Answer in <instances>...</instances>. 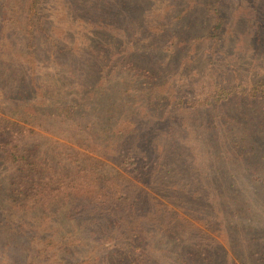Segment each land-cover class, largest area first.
Masks as SVG:
<instances>
[{
  "label": "trees",
  "instance_id": "1",
  "mask_svg": "<svg viewBox=\"0 0 264 264\" xmlns=\"http://www.w3.org/2000/svg\"><path fill=\"white\" fill-rule=\"evenodd\" d=\"M40 2L1 1L0 103L17 100L31 111L0 114V156L16 172L18 194L34 192L30 201L58 203L63 220L86 221L78 231L96 245L75 257L82 242L55 238L46 220L53 212L44 218L47 234L34 235L43 246L23 264H264V66L247 74L228 62L213 66L222 50L219 17L208 34H190L193 25L172 17L170 5L121 26L66 6L83 34L74 42L66 31L55 36ZM204 41L203 61L194 44L200 51ZM11 70L13 93L4 84ZM69 81L86 90L85 101L61 94ZM9 94L24 99L8 103ZM86 100L104 106L106 145L84 146L67 175L43 178L20 122L32 124L36 114L72 122Z\"/></svg>",
  "mask_w": 264,
  "mask_h": 264
},
{
  "label": "rangeland",
  "instance_id": "2",
  "mask_svg": "<svg viewBox=\"0 0 264 264\" xmlns=\"http://www.w3.org/2000/svg\"><path fill=\"white\" fill-rule=\"evenodd\" d=\"M66 1L41 0L37 6V10L45 24L50 28L53 26L52 32L58 37L64 31H66V35L72 36L71 40H74V42L83 37L82 32H78V28V30L73 29L76 12H70L65 8L66 6H70L77 12L81 9L82 12L89 13V16L92 15L91 17L94 14L102 15L121 26L132 24L138 19L147 20L157 17L165 6L170 5L174 8L171 14L172 17L178 15L180 19L177 20H186L193 25V27H190V34H208L217 17L220 18L222 21V28L219 30L220 43L223 51L221 50L213 66L224 68L226 65L231 64L238 68L242 74H247V69L255 66H264V0ZM23 15V13L18 12V17L21 19H23ZM257 38L259 42L256 40ZM139 43L140 41H137V44ZM194 45L196 56L204 61V57L207 56L208 52L202 51L205 48L208 49L209 43L204 41L199 46L200 51L197 44ZM17 52L20 54L19 51ZM19 58L21 59L20 62L24 64L29 62L26 56H19ZM227 62L228 64H226ZM194 66L200 68V62ZM8 72L5 71V73ZM87 72L88 70L85 69V73ZM15 73V75L12 74L11 70L7 75L9 78L4 81V84L9 86L8 89L11 88V93L15 90L11 85L18 77V72ZM40 76L42 79L43 75ZM71 82H64V85L61 86L64 91H61V94H65L68 99L85 101L86 90H79V84ZM16 98L19 101L24 99L19 94H16L15 97L9 94L6 102L11 103ZM28 98L29 102H36L32 106L40 109L38 112L46 113L45 110L41 109L45 103L43 101L39 102L42 99L39 94L31 95L30 93ZM16 101L10 107L6 103H3V106L0 103V114L5 115L8 112L20 114L31 111L26 106L19 107L16 105V107ZM94 101L86 100L88 109L84 110L82 108L77 112L75 114L77 116L72 122L68 120L64 122L51 120V118L41 117L39 114H36L37 119L32 124L20 122V125H24L27 130L25 145L35 156L39 172L43 178L53 180L57 176L67 175L76 164L75 158L78 157L76 151H88L84 146H88L89 149L106 145L109 134L100 136V132L104 131L107 126L105 120L107 113L104 112V106L100 101L97 104H94ZM18 108L22 110H17ZM76 123L80 125L75 127ZM79 136L87 141L79 139ZM15 175L16 172L13 166L0 156V264H23L32 254L34 248L42 247L44 240H38L34 238V235L37 232L39 237L47 234L42 231L45 228L44 218L46 215H52L53 212H56L57 216L52 218L54 221H48L47 217L46 220L55 230V238L61 239L63 242L69 236L68 234H74L70 237L74 238L76 236V242H82V245L74 249V256H81L86 252L89 254L96 242L84 230L78 231L86 221L63 220L58 203L53 202L46 206L41 202L30 201L38 195L34 192L29 193V198L18 194L15 190ZM40 201L43 200L40 199ZM61 204H64V202ZM150 236L151 238L148 240L156 246L160 236H157L156 233ZM63 258L69 259L68 255H63ZM71 259L73 258L71 257Z\"/></svg>",
  "mask_w": 264,
  "mask_h": 264
}]
</instances>
